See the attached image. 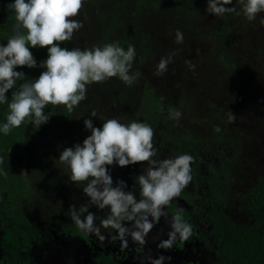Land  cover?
Here are the masks:
<instances>
[{
    "label": "rangeland",
    "instance_id": "1",
    "mask_svg": "<svg viewBox=\"0 0 264 264\" xmlns=\"http://www.w3.org/2000/svg\"><path fill=\"white\" fill-rule=\"evenodd\" d=\"M2 3L0 0V8ZM205 7L206 0H84L75 17L83 21V27L61 45L85 48L119 41L126 48L131 43L137 53L133 70L142 75L131 85L116 77L90 84L86 99L72 111L63 105H48L45 112L50 119L38 128L25 121L9 134H0L4 161L0 168L7 173L0 174V219L2 209L10 206L23 208L25 212L17 216L20 221L31 217L36 223L44 217L51 223L48 210L53 209L57 216L48 230L58 226L61 234L63 221L88 195L77 188L81 182L70 180L66 166L58 160L60 151L89 134L83 120L93 110L97 117L139 120L135 117L137 97L148 85L165 105L181 98L187 117L178 123L166 117L160 128L168 129V139L175 140L178 153L194 156L192 167L214 150L219 161L214 181L218 178L221 185L232 188V193L219 188L220 207L237 224L247 220V192L264 178V13L248 21L236 13L211 16ZM15 22L0 12V43L13 34ZM175 29L183 32L182 43H176ZM175 49L179 51L167 70L157 74L160 58ZM37 53L46 56V49L39 48ZM185 59H191L196 68L190 70ZM230 111L234 120L228 119ZM6 113V105H0V120ZM23 162L27 167L21 173ZM54 162L57 178H51ZM128 166L141 171L136 164ZM21 175L26 177L23 185ZM4 223L1 220V229ZM22 238L18 235L19 242L14 244L23 243ZM2 239L6 241V236Z\"/></svg>",
    "mask_w": 264,
    "mask_h": 264
},
{
    "label": "clouds",
    "instance_id": "2",
    "mask_svg": "<svg viewBox=\"0 0 264 264\" xmlns=\"http://www.w3.org/2000/svg\"><path fill=\"white\" fill-rule=\"evenodd\" d=\"M83 4L84 0H7L5 5L14 12L16 22L12 25L13 34L6 43H0V105L7 107L5 118L0 120V134H9L25 121L38 128L50 119L49 112H45L48 105H63L72 111L86 99L90 84L116 77L131 85L142 75L133 70L137 53L131 43L126 48L119 41L85 48L61 45L71 41L74 32L83 27V21L75 18ZM205 11L216 17L236 13L253 21L264 13V0H206ZM261 20L264 21V16ZM183 38V32L175 29L176 43H182ZM33 48L46 49V57L38 62ZM178 51L160 58L157 74L167 70ZM184 63L190 70L196 68L191 59H185ZM25 67H39L41 71L34 79H25L27 74L20 70ZM17 81L23 82L17 86ZM14 86L16 90L9 97L7 94ZM168 116L178 123L182 112L173 107ZM92 117L101 123L96 125ZM228 119H235L231 111ZM83 125L89 134L81 142L64 147L58 160L66 166L72 182H84L83 191L90 202L106 209L108 214L97 225L95 214L85 204L80 209L86 213L83 218L71 212L76 226L87 235L95 233L101 240L108 239L101 234V226L114 229L112 238L118 236L123 246H128L129 235L146 244L147 234L161 218L168 217L164 223L170 225L168 233L172 238L165 239L166 247L171 249L177 240L188 241L193 225L184 219V209L177 207L174 215L169 216L166 206L192 180L194 156L189 152L158 154L153 139L155 129L144 120L122 122L118 117H97L93 110ZM216 131H220L219 125ZM3 162L0 157V164ZM132 164L141 169L133 178L139 198L124 179L113 182V165ZM0 174L7 173L0 168ZM153 217L158 218L156 223ZM164 260L169 261L170 257L160 255L152 264H162Z\"/></svg>",
    "mask_w": 264,
    "mask_h": 264
},
{
    "label": "flooded vegetation",
    "instance_id": "3",
    "mask_svg": "<svg viewBox=\"0 0 264 264\" xmlns=\"http://www.w3.org/2000/svg\"><path fill=\"white\" fill-rule=\"evenodd\" d=\"M37 52L36 54L39 55ZM21 70L23 69L21 68ZM23 71L25 72V70ZM15 90V88L11 89L9 94L11 95V92ZM102 117L108 118L106 115H102ZM93 120L96 125L101 123L97 118ZM151 125L155 129L154 144L158 148V154H177L175 140L168 139V129L164 128L159 132L160 127L155 123H151ZM213 152L214 150L209 155L198 159L200 161L196 166H191L192 180L180 195L174 197L171 203L166 206L169 216L174 215L177 207L184 209V219L193 225V232L188 241L177 240L171 249L166 247L165 239L172 238L168 233L170 225L164 223V219L167 220L168 217L161 218L147 234L146 244H142L129 235V245L123 246L118 236L115 239L112 238L111 234L115 231L114 229L101 226V234L108 236V239L101 240L95 233L85 234L84 230L76 226L72 216H69L70 219L68 217L63 221L65 229L61 234H58V226L57 230H48L57 216V212L53 209L48 210L52 217L51 223H47L49 218L45 220L44 217L40 219V222L33 223L31 217L24 221L17 218L25 212L22 207L7 206L6 209H2L3 218L0 219V226L2 225L1 220L7 222L3 224V229L0 227V262L2 264H152L154 258L164 255L170 257V260H164L162 264H218L212 220L213 216L218 217V215H224L231 220L230 215L220 207L221 202H218L217 197H220V187H222L223 193H227L228 189L231 191L232 188H228L224 183L221 185L218 178L217 181H214L219 161ZM23 163L22 168L19 167L21 173L27 167V163ZM54 163L55 165L51 168V178H57V162ZM136 165L139 167L138 164ZM131 166L133 167L134 164ZM128 167L113 165V182L115 184L119 179H124L130 190L137 191L139 198L138 189L133 179L139 172H134V169ZM21 176L23 185L26 177L25 175ZM78 187L83 189L84 182H81ZM85 201L88 202V211L93 212L96 216L94 223L100 225L102 219L106 218L108 214L107 210L91 203L89 196L82 199L83 204L76 203L74 211L83 218L86 213L80 212V209L85 205ZM245 209L247 210L246 207ZM62 215H65V212ZM157 219L153 217V223H156ZM125 223L132 222L125 221ZM133 227L135 226L133 225ZM145 231L147 230L145 229ZM18 235L20 237L23 235L24 241L20 243L21 247L20 244H14V242H19ZM4 236H6V241L2 239Z\"/></svg>",
    "mask_w": 264,
    "mask_h": 264
},
{
    "label": "trees",
    "instance_id": "4",
    "mask_svg": "<svg viewBox=\"0 0 264 264\" xmlns=\"http://www.w3.org/2000/svg\"><path fill=\"white\" fill-rule=\"evenodd\" d=\"M2 1L0 12L15 20L14 12L5 5L7 0ZM37 50L38 48H33L32 52L39 62L45 57L37 55ZM25 69L31 72L28 74L25 71L27 74L25 79H34L41 71L39 67L31 69L25 67ZM20 83L22 81H17V86ZM144 86L146 89H142L137 97L136 118L138 117L139 120H144L150 124L159 123L158 127H160L159 125L164 123V119L169 118L167 116L169 109L177 108L178 105L181 106L179 109L182 112V117H187V108L181 105V98H176L177 101L171 105H165L153 87ZM14 88L16 89L15 86ZM145 92L148 94L146 95ZM124 120L127 119L124 118ZM162 130L159 128V132ZM245 207L248 211V217L242 224H237L224 215L213 216L212 232L217 244L218 264H264V178L248 190Z\"/></svg>",
    "mask_w": 264,
    "mask_h": 264
}]
</instances>
